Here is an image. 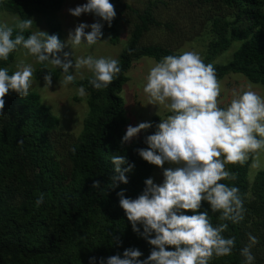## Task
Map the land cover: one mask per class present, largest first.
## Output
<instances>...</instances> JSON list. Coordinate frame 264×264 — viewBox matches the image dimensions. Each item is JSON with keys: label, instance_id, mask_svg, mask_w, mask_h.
<instances>
[{"label": "trees", "instance_id": "trees-1", "mask_svg": "<svg viewBox=\"0 0 264 264\" xmlns=\"http://www.w3.org/2000/svg\"><path fill=\"white\" fill-rule=\"evenodd\" d=\"M65 0H5L4 6L26 19L33 12L52 14L58 11ZM157 1L149 0L143 8L122 0H110L117 13L111 26L104 22L103 33L113 43L120 40L118 23L127 12L134 14L137 21L130 32L129 42L121 51L118 61L121 72L108 88L96 90L83 78L77 82L89 92V112L83 130L67 150V169L56 159L57 135L54 129L58 118L45 104L36 91L27 97L16 92L6 94L5 117L0 118V264H89L90 257H109L123 254L129 247L139 248L144 259L150 254L151 246L146 239L134 232L125 211L119 205L117 192L126 189L125 196L136 198L145 188V180L152 176L154 164L139 156L137 149L147 148V135L154 134L160 115L151 118L153 127L145 130L139 140L130 145L121 143L126 120V106L121 92L128 81V72L133 63L143 57L159 61L162 57L176 53L168 47L143 45L141 40L153 26H160L155 8ZM225 6V12L211 16L213 39L208 46V58L227 51L233 43L238 47L232 59L224 64H214L217 79L229 73H240L249 81L264 85V0H215ZM128 13V14H129ZM48 34L61 37V27L49 22ZM31 30L25 32V36ZM15 52L0 67L14 70L10 64ZM205 64H210L204 61ZM50 71L58 76L60 70L50 69L38 62L36 78ZM113 155H125L134 169L128 173L129 182L111 188L114 174ZM255 154L243 163L227 164L235 179L222 183L237 186L244 200L245 212L253 209V218L264 221L257 201L264 200V171L257 174L252 184L254 205H248L249 164ZM33 173L29 174L28 171ZM16 179L26 186L20 191L22 199L13 201L16 188L8 182ZM101 182L100 189H93V181ZM43 194L44 201L36 205ZM209 211L214 226L222 223L219 212H211L210 205L202 201L199 211ZM185 211V210H184ZM191 215V210L185 211ZM244 212V214H245ZM243 214V218H244ZM243 219L238 223L228 221L225 237L234 236L236 245L228 256H222L228 264H241L240 231ZM141 231L143 230L142 226ZM169 249L174 246H168ZM213 257L209 264H218Z\"/></svg>", "mask_w": 264, "mask_h": 264}, {"label": "clouds", "instance_id": "clouds-1", "mask_svg": "<svg viewBox=\"0 0 264 264\" xmlns=\"http://www.w3.org/2000/svg\"><path fill=\"white\" fill-rule=\"evenodd\" d=\"M4 2L0 0V5ZM69 12L76 17L91 13L99 19L91 24L78 23L65 42L57 34L42 30L26 37L25 32L34 22L31 18L18 19L11 26L0 21V61H7L12 52L22 48L26 56L60 69L59 82L63 87L73 85L77 76L83 79L86 71L93 88H108L121 72L117 59L91 54L77 57L74 51L63 50L66 44L74 50L82 44L91 47L102 41V21L111 26L117 15L113 3L87 0ZM70 55L74 56V63ZM34 71L33 64L24 61L17 62L11 74L8 67H0V118L6 115L4 97L10 90L20 97L30 94ZM52 76L50 71L44 75V87L52 85ZM143 91L148 103L163 106L171 113L155 125L154 134L146 136L148 147L137 149L145 161L162 168L164 179L158 184L147 178L145 188L136 198L126 197V189L117 192V196L133 231L153 247L144 259H140L143 253L139 248L129 247L122 256L117 253L107 258L90 257L89 264H209L214 256L231 255L236 239L223 233L229 228L228 221L238 223L243 219L244 200L237 186L230 187L221 181L236 178L226 170L227 164H243L250 154L257 156L252 167L261 168L264 97L249 88L235 92L230 103L221 107L218 97L222 86L215 67L205 64L197 51L162 57L150 67ZM77 94L81 97L88 94L84 85L77 88ZM151 127L153 124L148 121L128 125L121 143L130 142L141 130ZM111 161L114 174L109 187L127 184V174L134 169V163H129L125 155H113ZM166 162L175 167L165 168ZM92 187L100 189L101 182L94 180ZM43 201L41 194L36 205ZM202 201L208 202L211 212L220 213L222 223L214 226L209 211H199ZM184 210H191L192 214ZM248 238L249 243L240 249V254L244 257L243 264H255L251 249L258 238L251 234Z\"/></svg>", "mask_w": 264, "mask_h": 264}, {"label": "rangeland", "instance_id": "rangeland-1", "mask_svg": "<svg viewBox=\"0 0 264 264\" xmlns=\"http://www.w3.org/2000/svg\"><path fill=\"white\" fill-rule=\"evenodd\" d=\"M128 4L134 5L135 8H143L149 0H122ZM87 0H65L61 8L52 14H45L39 12H33L28 15L27 18H31L34 22L31 32L34 31H46L49 32V22L58 24L61 27L60 40L65 42L68 40L69 32L73 31L78 23L87 22L89 24L95 22L98 17L94 14L86 13L79 17L70 14L69 9L74 8L77 5L86 3ZM225 12L228 18H234V15L230 12H226L225 6L219 1L215 0H160L157 1V7L155 8V14L157 19L161 22L160 26H153L146 32L141 40L143 45H159L162 47H168L176 53L183 51H197L199 52L203 61L214 64H224L229 62L233 53L238 47V43H233L232 46L224 52L217 54L213 58H208V46L213 39L211 33V16L216 13ZM127 12V15L123 21L118 23V29L120 32V40L117 43H113L110 40V36L107 33H103L101 37L102 41H98L96 45L88 47L86 44H82L74 50L70 45L66 44L63 51L72 53L74 56L81 55H94L97 57L105 56L119 59L121 51L126 47L129 42L130 32L137 21L134 14ZM26 18V19H27ZM18 19L22 17L13 11L8 10L4 5H0V21L7 24L14 25ZM104 24V22L102 21ZM90 31V29H86ZM24 49H18L15 52L14 58L10 64V67L15 71V65L19 61L26 63H32L35 71L38 68V62L32 56H26ZM63 56V53H60ZM74 56L70 55L69 59L75 62ZM156 62L153 58L143 57L136 60L128 72V81L125 83L121 92V96L125 101L126 106V120L123 129V135L126 132L127 126H136L140 122H151V118L154 115H160L161 119H165L171 113L163 106L153 105L148 103V96L143 91V86L146 83V78L151 66ZM50 69L60 70L58 68L48 65ZM35 71L33 73V84L30 91H36L40 94L42 101L49 106L52 113L58 118V124L54 129V134L57 135V149L56 159L59 164L64 166L63 169H67L69 160L67 158V150L71 144L78 138L83 130L84 121L89 112L87 95L81 97L77 94V88L80 86L77 84L81 80L77 76L73 85L63 87L60 85L59 79H61V70L58 76H52L53 83L47 88L45 86L44 77L36 78ZM70 71L74 69L70 68ZM89 73L85 71L84 78H87ZM218 81L222 86L221 96L218 100L221 101L220 106L226 107L233 99L235 92L248 90L249 88L256 92L258 95L264 97V85L256 84L249 81L244 75L240 73H229L224 77L219 78ZM148 103V104H147ZM141 132L131 139L130 142L123 143L124 145H130L136 143ZM257 159L255 155L250 162L249 166V194L247 195L248 205H253L254 194L252 195L251 189L257 174L260 171H264V150L259 153V159L261 161V168L256 169L252 167L254 160ZM164 167H175L165 163ZM226 170L228 166L226 165ZM29 174L33 173L32 170L28 171ZM151 178L155 183L163 182V170L160 166L154 165V171ZM11 188H16L14 202L22 199L20 191L26 186L23 182L10 178L8 181ZM264 204L263 201H257V206ZM256 202L254 203V205ZM186 211V210H185ZM250 213L245 212L243 218V224L240 231L241 248L249 243V234L258 238V243L255 244L251 251L255 255V264H264V221H259L256 217L253 218V209L250 208ZM262 215L264 214V206L260 208ZM240 248V249H241ZM241 255V254H240ZM215 257V256H214ZM221 257H215L214 261L219 264ZM244 257L241 255V264H243ZM220 264H228L227 260H222Z\"/></svg>", "mask_w": 264, "mask_h": 264}]
</instances>
